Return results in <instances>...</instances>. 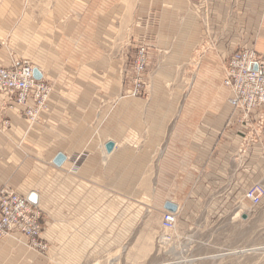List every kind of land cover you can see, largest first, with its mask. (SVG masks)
<instances>
[{
    "label": "crops",
    "instance_id": "crops-1",
    "mask_svg": "<svg viewBox=\"0 0 264 264\" xmlns=\"http://www.w3.org/2000/svg\"><path fill=\"white\" fill-rule=\"evenodd\" d=\"M134 42L152 49L151 92L124 101ZM239 49L264 53V0H0V68L29 60L52 87L33 125L0 98V188L37 195L49 244L40 255L3 239L0 264L112 254L146 200L160 220L168 202L189 221L204 205L210 218L243 205L264 184V128L255 134L257 115L250 129L228 102L223 63Z\"/></svg>",
    "mask_w": 264,
    "mask_h": 264
},
{
    "label": "rangeland",
    "instance_id": "rangeland-1",
    "mask_svg": "<svg viewBox=\"0 0 264 264\" xmlns=\"http://www.w3.org/2000/svg\"><path fill=\"white\" fill-rule=\"evenodd\" d=\"M132 45L133 49L129 54L131 64L123 70L124 83L120 100L124 101L146 99L151 92L146 88V84L152 81L149 65L145 73L139 75L140 79H137L141 86L134 83L137 75L133 71V56L142 48L148 49L151 55L152 49L144 45V42H134ZM35 67L43 76V71ZM224 68L225 63L223 74ZM181 77L183 83L189 81L188 74H181ZM134 88L133 96L130 92H134ZM245 195L244 204L238 207L235 202H227L223 206V217H207L208 205H204L198 217L191 221L180 219L178 205L177 211L173 212L177 213V222L172 236L170 235L171 243L163 242L162 239V236L169 235L163 228V215L160 220L155 213L157 211L152 208V201H143L146 212L143 218L137 219L138 223H142H137V231L130 241L116 252L92 259L88 264H112L115 261L116 264H264V200L258 207L251 208V213L241 215L242 209L244 211L247 206L251 207ZM164 212L168 211L165 209ZM244 215L246 219H243Z\"/></svg>",
    "mask_w": 264,
    "mask_h": 264
},
{
    "label": "built area",
    "instance_id": "built-area-1",
    "mask_svg": "<svg viewBox=\"0 0 264 264\" xmlns=\"http://www.w3.org/2000/svg\"><path fill=\"white\" fill-rule=\"evenodd\" d=\"M146 49L134 53L133 71L139 75L147 68ZM228 85L233 88L235 99L232 106L235 112L242 114L241 122L252 125V117L257 115L255 127L264 120V56L252 49L237 51L226 63ZM50 85L46 80L34 78V70L27 60L9 68H0V98L7 95L5 107L12 109L21 107L22 115L30 125L37 123L35 117L39 111L46 109L45 103L50 97ZM33 105V106H31ZM4 122V125H7ZM249 127V126H248ZM245 199L252 207H258L264 200V185L255 184L249 188ZM43 213L29 198L20 196L9 188L0 189V241L5 238L20 236L30 250L44 255L48 252V244L43 239ZM176 225V218L171 213L163 216V227L171 230ZM169 241L171 236H167Z\"/></svg>",
    "mask_w": 264,
    "mask_h": 264
},
{
    "label": "bare ground",
    "instance_id": "bare-ground-1",
    "mask_svg": "<svg viewBox=\"0 0 264 264\" xmlns=\"http://www.w3.org/2000/svg\"><path fill=\"white\" fill-rule=\"evenodd\" d=\"M239 50H242V49H239ZM238 50V51H239ZM244 50H246V49H244ZM252 51H254L255 53H257L258 55H260V56H264V54H260V53H258L257 51H255V50H253L252 49ZM237 52V51H236ZM235 52V53H236ZM234 53V54H235ZM233 54V55H234ZM149 55H150V52H149V50L147 49V51H146V59H147V66H148V61H149V59H150V57H149ZM232 55V56H233ZM231 58V57H230ZM229 58V59H230ZM228 59V60H229ZM227 60V61H228ZM25 61V60H24ZM27 61H29V60H27ZM227 61L225 62V68H224V74H223V86L229 91V93H230V97H229V100H228V102H229V104L232 106V101L235 99V94H234V91H233V88L230 86V85H228L227 83H228V78H227V75H226V69H227V65H226V63H227ZM23 62V61H22ZM30 62V61H29ZM31 63V62H30ZM20 64V63H19ZM15 65V64H14ZM31 65L33 66V70H34V78L35 79H37L36 78V76H35V71L37 70L36 69V67H35V65L34 64H32L31 63ZM147 69V68H146ZM135 72V71H134ZM135 74L137 75V72H135ZM42 76V75H41ZM42 79H43V76H42ZM38 80V79H37ZM135 81H136V79H135ZM134 81V82H135ZM49 89H50V94L52 93V87L50 86L49 87ZM133 96L135 95V88H134V92H130ZM51 96V95H50ZM49 98L50 97H48V99H47V101H46V103H45V106L47 107V103H48V100H49ZM7 101V100H6ZM31 106H33V105H31ZM233 107V106H232ZM14 109H19V111L22 113V110H21V107H19V106H16V107H14V108H12L11 110H14ZM43 112V111H42ZM41 111H39V113L37 114V116L35 117V120L38 122L39 121V119H40V116H41V113H42ZM242 114L240 115V120H242ZM25 118V117H24ZM26 119V118H25ZM27 120V119H26ZM28 121V120H27ZM5 122H7L8 124H9V122L8 121H5ZM7 124V125H8ZM248 126H250V129H251V125H250V123H249V125ZM262 127H264V120L262 121V123H261V125H259V126H256L254 129H253V132L255 133V134H258V132L260 133V129H262ZM258 128H259V130H258ZM59 155H63V154H59ZM64 157H65V161L63 162V164L66 162V156L65 155H63ZM56 159V158H55ZM54 164H55V160H54ZM62 164V165H63ZM57 167H61L62 165H57V164H55ZM1 188H7V187H1ZM0 188V189H1ZM10 189V188H9ZM10 190H12V189H10ZM12 191H14V190H12ZM16 194H18L16 191H14ZM18 195H20V194H18ZM21 196V195H20ZM24 197V196H23ZM27 198V197H26ZM29 198V197H28ZM168 203H170V202H168ZM173 204V203H172ZM166 205V204H165ZM37 206V205H36ZM176 207H177V205H176ZM256 207V206H255ZM255 207H252L251 206V208H255ZM39 209H40V207H38ZM41 210V209H40ZM42 211V210H41ZM177 211V210H176ZM175 211V212H176ZM165 213H171V214H173L174 216H175V218L177 219V213H173V212H171V211H168V212H164L163 213V216H164V214ZM246 215H244L243 217H245ZM247 218V217H246ZM244 219V218H243ZM176 222H177V220H176ZM176 226V225H175ZM164 228V227H163ZM164 230L165 231H168L167 233L169 234V235H171L172 236V232L175 230V227H173L171 230H168V229H165L164 228ZM168 235H164V236H162V239H163V242H167V243H171V241H172V239L169 241V238L167 237ZM17 237V236H16ZM15 238V237H14ZM5 239H10V238H5ZM13 239V238H12ZM25 243V242H24ZM25 245V244H24ZM26 246V245H25ZM27 248V247H26ZM29 249V248H28ZM30 250V249H29ZM30 251H32V250H30Z\"/></svg>",
    "mask_w": 264,
    "mask_h": 264
},
{
    "label": "water",
    "instance_id": "water-1",
    "mask_svg": "<svg viewBox=\"0 0 264 264\" xmlns=\"http://www.w3.org/2000/svg\"><path fill=\"white\" fill-rule=\"evenodd\" d=\"M35 76H36V78H37L38 80H41V79H42V76H41V74L39 73L38 70L35 71ZM113 146H114V145H113L112 143H109V144L106 146L107 151H108V152L112 151ZM64 161H65V157H64L63 155H58V156L56 157V159H55V164H57V165L60 166V165L63 164ZM29 201H30L31 203L35 204V205L38 204V197H37V195L34 194V193H32V194L29 196ZM165 209H166L167 211L175 212V211L177 210V207H176V205H174V204H172V203H166V205H165ZM243 218L246 219V216L243 217Z\"/></svg>",
    "mask_w": 264,
    "mask_h": 264
}]
</instances>
